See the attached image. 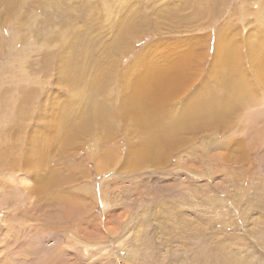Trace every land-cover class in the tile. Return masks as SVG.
I'll return each instance as SVG.
<instances>
[{
  "label": "rangeland",
  "instance_id": "1",
  "mask_svg": "<svg viewBox=\"0 0 264 264\" xmlns=\"http://www.w3.org/2000/svg\"><path fill=\"white\" fill-rule=\"evenodd\" d=\"M260 41L264 0H0V264H264Z\"/></svg>",
  "mask_w": 264,
  "mask_h": 264
},
{
  "label": "crops",
  "instance_id": "2",
  "mask_svg": "<svg viewBox=\"0 0 264 264\" xmlns=\"http://www.w3.org/2000/svg\"><path fill=\"white\" fill-rule=\"evenodd\" d=\"M196 57V56H195ZM198 57V56H197ZM182 61H180L179 63H175V67H178L179 68V75H178V78L177 79H148V83H149V87H148V92L149 93H152L154 94L155 92L157 94H160V93H163L164 94V98H163V101H146V102H141L140 105L142 108H148L149 106H152L154 104L160 106L162 105V103L164 102V100H167L168 103L170 104V102H172L173 98L177 95H179V90L180 89V86L187 83H189V80L191 79V77L189 75L186 74V72L188 71L189 69V60L191 59L190 56H185V57H182ZM211 74V73H210ZM209 74H206V76H208ZM221 80V79H220ZM222 81V80H221ZM220 81V82H221ZM221 85L223 86V82L221 83ZM185 86V85H184ZM224 87V86H223ZM234 87V83L232 84V87ZM230 88V91H229V94L228 95H231V92H232V89ZM226 90L227 88L225 87L224 89V92L226 93ZM207 98V101L206 103H202V101H200L198 103V106L200 105V108L198 109L199 110H202L204 109L205 111H207L208 108L212 107L215 100H217L216 96H208L206 97ZM223 98V96H222ZM232 97L228 98L227 96V103L225 104V108L226 110H230V107H236V102L233 101V102H230ZM233 98L236 100V96H233ZM224 100V99H223ZM220 101V100H219ZM237 101V100H236ZM229 102L231 103L232 106H230ZM166 103V101L164 102V104ZM185 102H183V105H184ZM163 106V105H162ZM229 106V107H228ZM238 106V104H237ZM164 107V106H163ZM228 107V108H227ZM166 108V107H165ZM180 112H183V108L181 109ZM191 115V114H190ZM193 116L197 117V116H201V117H205L207 118V114H203V115H199V114H194ZM192 116V117H193ZM167 118H170V120H167ZM187 118V117H186ZM186 118H183L182 120H179V116L178 115H167L166 114V118H165V121L163 122V124H169V125H172L173 126V129L177 130L174 134L178 133V130L179 128H183L185 129L186 126L190 123V122H186L188 120H186ZM209 118H212V117H209ZM185 119V121H184ZM210 121L214 120L213 119H209ZM191 121V119L189 120ZM203 125H204V122H203ZM170 128H167V127H164L162 129L159 128V130H163V131H166V130H169Z\"/></svg>",
  "mask_w": 264,
  "mask_h": 264
},
{
  "label": "bare ground",
  "instance_id": "3",
  "mask_svg": "<svg viewBox=\"0 0 264 264\" xmlns=\"http://www.w3.org/2000/svg\"><path fill=\"white\" fill-rule=\"evenodd\" d=\"M257 46H256V48H258L259 49V51L261 52V53H263L264 52V49H263V47H264V41H260L259 43H257L256 44ZM252 48V47H251ZM262 59H264V57L262 56V55H260V57H259V59L257 60V62H263V60ZM259 73V72H258ZM261 83L263 84L264 83V80H262L261 81ZM224 89H225V87H223V91H224ZM227 96L228 95H226V96H224L223 97V99H224V103L226 104L227 103ZM236 102V104H238L239 102H237V101H235ZM243 103H246V102H244V101H242ZM241 102V104H243ZM220 104H221V101H219L218 99L217 100H215V102H214V104H213V106H216L217 105V108L216 109H218L219 108V106H220ZM240 104V105H241ZM224 105V104H223ZM213 106L212 107H210V109H213ZM221 107V106H220ZM209 109V108H208ZM199 112H201L199 115H203V114H205V112L207 113V114H209V112H207V111H205L204 109H202V110H199ZM212 112H214L213 110H212ZM106 114H108V113H106ZM106 114H104L103 116L106 118ZM111 114H112V110H111ZM182 114V113H181ZM179 116V120H182L183 119V117H181L182 115H178ZM182 118V119H181ZM214 117H212V118H209V119H213ZM191 125H195V122L194 121H190V123L186 126V128L185 129H190V126ZM180 129H182V127L181 128H179L178 130H180ZM171 131H173V133H175L177 130H175L174 131V129H173V126H171ZM13 164V163H12Z\"/></svg>",
  "mask_w": 264,
  "mask_h": 264
}]
</instances>
